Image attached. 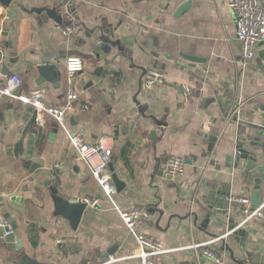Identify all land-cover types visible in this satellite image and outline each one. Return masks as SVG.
<instances>
[{
	"label": "crops",
	"instance_id": "1",
	"mask_svg": "<svg viewBox=\"0 0 264 264\" xmlns=\"http://www.w3.org/2000/svg\"><path fill=\"white\" fill-rule=\"evenodd\" d=\"M15 1L28 10L54 11L64 0ZM81 1L73 14H63L61 24L52 19L39 23L36 15L28 16L16 6L15 17H8V9L0 5V86L17 75L21 94L42 95L55 107L67 103L71 90L78 93L67 119L68 134L53 119L39 127L34 110L0 95V215L14 232L6 237V230H0V264H102L130 256L137 239L120 211L131 209L150 213L138 224L139 233L174 250L155 257V264H215L206 257L207 250L231 264L227 247L238 252L240 244L213 220L205 202L217 189L230 193L236 203L230 217L236 230L246 233L244 245L264 258V225H243L239 201L247 197L253 204L256 191L248 173L235 169L227 158L243 141L261 145L249 150L264 163V44L257 46L256 59L243 67L230 0ZM61 26L72 33L65 35ZM101 35L115 44L109 52L96 54L92 45L104 43ZM152 53L160 57V70L154 69ZM70 56L85 61L73 86L66 72ZM43 60L62 73L58 84L38 82ZM151 71L162 75L164 84L146 89L145 76ZM184 86L192 88L188 98ZM166 109L168 126L155 125L151 118L161 119ZM33 130L38 135L32 169H27ZM68 135L88 145L106 139L108 165L123 183L116 187L109 167L112 199ZM170 157L186 164L185 173L173 180L165 175ZM52 186L65 199H95L99 205L88 206L75 228L56 213ZM260 187L264 204V181ZM109 251L114 254L103 259ZM112 264L140 263L131 259Z\"/></svg>",
	"mask_w": 264,
	"mask_h": 264
},
{
	"label": "built area",
	"instance_id": "2",
	"mask_svg": "<svg viewBox=\"0 0 264 264\" xmlns=\"http://www.w3.org/2000/svg\"><path fill=\"white\" fill-rule=\"evenodd\" d=\"M229 7L237 19V41L241 48L242 66L254 61L257 55V46L264 44V0H230ZM66 35L72 33L71 28L59 27ZM2 56L0 52V57ZM1 65V62H0ZM85 61L79 56H70L66 60L67 80L70 86H73L74 79L77 75L84 72ZM164 77L156 71H151L145 76L144 86L150 89L153 86L163 85ZM21 79L19 76H12L6 84L0 86V95L13 98L24 106L31 107L36 114V124L39 127H45L47 119H53L59 129L68 134L67 119L74 110V103L78 99V93L71 90L68 93L67 103L61 107L49 106L46 104L42 95L19 94ZM183 92L188 98L192 95V88L183 87ZM70 141L78 156L88 165L92 177L102 187L105 195L112 199L115 190L111 185V175L109 173L110 149L106 139H100L96 145H88L81 139L70 136ZM186 164L184 159L179 157H170L166 164L165 175L170 180L176 179L185 173ZM8 196H6L7 198ZM242 211L244 214V223L256 221L264 225V204L254 207L250 198H241ZM88 206L96 207L99 205L98 200L84 201ZM120 216L128 228L129 232L137 239V247L130 256L124 258H111L102 264H112L118 261L137 259L140 264H155L154 258L173 252L164 248L161 242L155 241L137 231V226L141 221L149 219L150 213L146 209H131L120 211ZM0 230L5 231L6 237H11L14 232L6 220L0 215ZM227 235L215 238L212 242L198 245V247L210 246L213 243L225 239ZM205 255L215 264H224L221 257L213 250H207Z\"/></svg>",
	"mask_w": 264,
	"mask_h": 264
},
{
	"label": "water",
	"instance_id": "3",
	"mask_svg": "<svg viewBox=\"0 0 264 264\" xmlns=\"http://www.w3.org/2000/svg\"><path fill=\"white\" fill-rule=\"evenodd\" d=\"M138 1H144V0H138ZM82 3L81 0H64L62 2V7L59 9H55L54 11L46 9V8H34L31 10L26 9L23 5H17L15 0H0L1 7H5L8 9L7 16L8 17H15V13L13 11V6H16L24 11L26 15H36L37 21L40 23L42 21L47 22L48 20L52 19L56 23L61 24L63 22V14H73L76 10V6H79ZM185 7L181 10L184 11ZM62 14V15H61ZM4 14L0 15V18H2ZM24 16L22 17V19ZM101 40H104V43H100V45L93 44L92 49L95 51L96 54L104 52H109L112 50L113 45L115 44L108 38H104L103 35H101ZM100 40V41H101ZM155 60H154V69L160 70L162 62L160 61V57L156 53L151 54ZM55 66L50 63L48 60H43L42 65L38 67V72L40 74V77L38 78V82H41V84H44L47 81L57 83L62 78V73L55 71ZM10 70L6 69L5 73L8 75L10 74ZM20 92H17L15 96H18ZM29 111H33V109L30 107ZM28 111V112H29ZM169 110H165V116H163L161 119H156L155 117H152L155 125L161 126V127H167V118H168ZM71 123L74 124V120H71ZM58 130H56L52 135L57 136ZM38 135V131L33 130L30 134L29 141H28V153L25 158V167L27 169H32V160H33V153L35 150L34 144L36 141ZM253 146H261L256 143L253 144H246L243 141H238L236 145V150L234 152V155L228 156V160L235 169L242 171L243 173H248L249 180L248 182L253 185L254 190L256 191V195L254 197V207H258L261 205L262 202V193L260 190V183L264 181V163H260L259 157L255 152H252L249 150V147ZM213 150V146L209 148V152ZM205 156V155H204ZM264 160V157H262ZM43 162H41L42 164ZM38 169L39 166H36ZM110 170L112 173H114L113 165L109 164ZM36 169L33 171L35 172ZM113 181L116 184V187L119 189L120 186H122L123 183H121L117 177V175L113 174ZM51 193H52V199L56 207V213L58 215H61L71 221L73 226L77 228V226L80 223V220L82 218V215L84 211L87 209L88 205L85 204L82 201L78 200H68L62 197L58 190L55 187H51ZM4 201L3 197L0 196V202ZM206 204L208 205L209 212L214 221L216 220L219 223H222L224 226L227 227L228 232L230 233V236L232 239L238 241L240 244V249L238 252H236L233 248L227 247L228 252L230 253V259L231 264H264V258L257 255L255 250L248 247V245H244L243 238L246 237V233L242 229L236 230V223L234 219L231 216V209L236 207V203L231 201V194L228 192L223 191L222 189H217L216 191H211L209 195L206 197ZM6 218L9 221H13L11 216L6 215ZM11 223V222H10ZM14 230H16V227L13 225L12 227ZM227 236V237H228ZM226 237V238H227ZM242 242V243H241ZM19 244L21 246V240L19 241ZM114 254L113 251H109L106 255L103 256V259H107L110 256Z\"/></svg>",
	"mask_w": 264,
	"mask_h": 264
}]
</instances>
